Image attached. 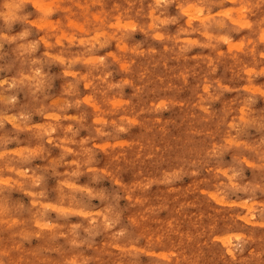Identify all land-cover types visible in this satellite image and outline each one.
<instances>
[{
    "label": "clouds",
    "instance_id": "1",
    "mask_svg": "<svg viewBox=\"0 0 264 264\" xmlns=\"http://www.w3.org/2000/svg\"><path fill=\"white\" fill-rule=\"evenodd\" d=\"M0 264H264V0H0Z\"/></svg>",
    "mask_w": 264,
    "mask_h": 264
}]
</instances>
